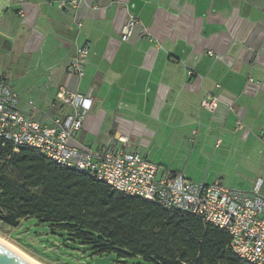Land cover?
<instances>
[{
	"label": "crops",
	"instance_id": "obj_1",
	"mask_svg": "<svg viewBox=\"0 0 264 264\" xmlns=\"http://www.w3.org/2000/svg\"><path fill=\"white\" fill-rule=\"evenodd\" d=\"M72 1L0 0V58L42 70L44 85L26 84L22 99L53 116L67 88L92 100L75 146L139 153L159 179L182 174L233 188L202 163L257 162L264 146V0ZM130 17L139 26L124 42ZM86 46L85 76L70 75ZM213 99V110L202 106ZM259 177L264 171L234 189Z\"/></svg>",
	"mask_w": 264,
	"mask_h": 264
},
{
	"label": "trees",
	"instance_id": "obj_2",
	"mask_svg": "<svg viewBox=\"0 0 264 264\" xmlns=\"http://www.w3.org/2000/svg\"><path fill=\"white\" fill-rule=\"evenodd\" d=\"M32 217L99 257L136 256L146 264H249L229 248L226 231L113 191L35 149L0 138V221L17 228Z\"/></svg>",
	"mask_w": 264,
	"mask_h": 264
},
{
	"label": "built area",
	"instance_id": "obj_3",
	"mask_svg": "<svg viewBox=\"0 0 264 264\" xmlns=\"http://www.w3.org/2000/svg\"><path fill=\"white\" fill-rule=\"evenodd\" d=\"M72 3L75 5L77 0ZM138 26V19L130 17L121 31L122 41H130ZM89 54L87 46L77 49L67 68L70 75L85 76ZM216 101H204L202 106L213 110ZM59 104L71 109L70 113L47 115L35 101H24L6 78H0V138L16 147L35 149L48 160L90 175L113 191L198 217L226 231L231 237L229 248L240 259L249 264H264L263 177L246 190L229 188L220 182L206 185L182 174L159 179L158 166L139 153L97 152L75 146L73 140L92 109V100L61 88L52 110H57ZM46 117L48 121L44 122ZM112 264L126 263L115 257Z\"/></svg>",
	"mask_w": 264,
	"mask_h": 264
},
{
	"label": "rangeland",
	"instance_id": "obj_4",
	"mask_svg": "<svg viewBox=\"0 0 264 264\" xmlns=\"http://www.w3.org/2000/svg\"><path fill=\"white\" fill-rule=\"evenodd\" d=\"M23 61L24 58L22 57L17 59L1 57L0 72H7L14 90L17 93L19 92V95L22 94L26 97V84L37 82V86L40 88L44 85V80L40 74L41 68L39 71L31 70V67L35 65L31 64L28 67L25 63H22ZM33 71L34 73H31ZM0 76H2V73H0ZM260 149L261 152L257 162L234 157L229 163H220L221 160L217 156L214 163L203 159L202 164L206 169L212 165L211 172L217 171L220 174L221 181L226 182L228 186L244 188L247 187L248 182L243 177L248 176L246 180H254L256 175H261L264 171L261 168V164L264 166V146H260ZM226 176H229V178ZM54 231L51 230L49 224L43 223L35 217L21 221L17 228H10L0 221V237L17 246L42 264H94V260L99 257L87 246L71 242L64 233H55ZM115 257L118 258L117 254ZM122 261L126 264H146L144 260L136 256H128Z\"/></svg>",
	"mask_w": 264,
	"mask_h": 264
},
{
	"label": "water",
	"instance_id": "obj_5",
	"mask_svg": "<svg viewBox=\"0 0 264 264\" xmlns=\"http://www.w3.org/2000/svg\"><path fill=\"white\" fill-rule=\"evenodd\" d=\"M115 259L114 255L106 257H98L94 260V264H112ZM0 264H34L20 254L7 247L0 242Z\"/></svg>",
	"mask_w": 264,
	"mask_h": 264
},
{
	"label": "bare ground",
	"instance_id": "obj_6",
	"mask_svg": "<svg viewBox=\"0 0 264 264\" xmlns=\"http://www.w3.org/2000/svg\"><path fill=\"white\" fill-rule=\"evenodd\" d=\"M0 242L3 243L4 245H6L7 247L11 248L12 250H14L15 252H17L18 254H20L22 257H24L27 260L31 261L32 263H34V264H42L39 261H37L36 259H34L31 256H29L28 254H26L21 249H19L17 246L9 243L8 241H6L5 239H3L1 237H0Z\"/></svg>",
	"mask_w": 264,
	"mask_h": 264
}]
</instances>
